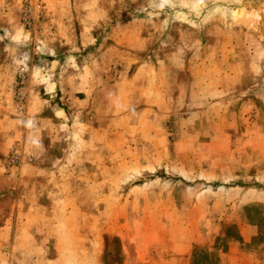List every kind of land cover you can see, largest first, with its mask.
<instances>
[{
    "label": "crops",
    "instance_id": "crops-1",
    "mask_svg": "<svg viewBox=\"0 0 264 264\" xmlns=\"http://www.w3.org/2000/svg\"><path fill=\"white\" fill-rule=\"evenodd\" d=\"M48 2L55 30L38 45L21 128L25 146L39 151L31 152V163L26 152L11 175L41 191L11 202L0 224V264H105L102 214L85 206H120L138 194L151 204L158 189L172 185L185 189L180 220L195 224L147 234L116 227L127 248L126 264H195L196 258L212 259V254L220 264H264V212L256 221L253 214L238 218L237 230L221 228L224 217L216 212L221 197L214 188L209 197L194 196L183 182L145 179L157 171L174 172L195 180L201 190L205 183L234 181L228 186L243 194L240 204L264 205L262 46L253 58L249 37V53L239 54L235 36L214 31V22L205 19L203 24L173 22L162 38L160 21L118 19L125 7L118 8L117 0ZM15 18L0 29L18 40L14 50H19L29 33ZM177 27L189 31L177 34ZM16 58L24 62V55ZM251 59L258 69L248 63L246 71ZM244 76L253 78L247 91ZM233 111L252 123L251 132L240 131L243 124L237 123L235 132H228ZM168 123L175 129L172 143ZM209 124L213 131L205 130ZM11 132H2L0 158H6ZM46 141L67 145L51 158ZM141 177L143 182L133 183ZM172 194L167 193L169 200ZM254 242L259 247H252Z\"/></svg>",
    "mask_w": 264,
    "mask_h": 264
},
{
    "label": "rangeland",
    "instance_id": "rangeland-1",
    "mask_svg": "<svg viewBox=\"0 0 264 264\" xmlns=\"http://www.w3.org/2000/svg\"><path fill=\"white\" fill-rule=\"evenodd\" d=\"M130 1L133 0H117L118 8L122 7L125 9L122 12H117V18L126 20V19H155L156 21L162 22L163 29H159L162 32L161 37L165 38L167 33H169L171 24L173 22L185 21L187 19L184 13L177 11L180 7L193 8L196 9L198 4L209 0H138L139 5L143 7H138L136 9L135 4H131ZM137 1V0H136ZM48 2V0H47ZM49 9V17L42 23V29H30L24 27L21 16V0H0V26L3 27V24H13L16 19L15 16L18 15V19L23 28L29 33L24 44V47H19V50H14V46L18 41L16 38H13L11 34L10 37L8 33H5L0 29V137L4 135L5 129L8 131H12L8 138L11 140L8 141L9 150L6 152V158H0V224L6 218L9 212L13 207L14 199L22 197L24 195H36V186H27L22 185L20 175L16 177L11 176L20 164L24 161L25 154L27 152L26 159L31 163L35 160L32 153H37L39 148L37 147H26L24 142V135L22 131L23 121L22 119L25 117L27 113L29 99L31 90H33V75L31 74V69L34 68V64L37 63V56L39 52V44H41L44 37H47L51 30H55L54 25V13L48 2ZM11 13H8V12ZM205 20L214 22L217 26L214 28V31L224 32L227 36V32H230V36H235L237 43V53L239 54H247L249 53V44L247 43V38H251V53L253 58L255 55L259 53L260 48L259 44L262 46V55L264 54V25L263 19L260 15L254 12H244L239 16L232 15L230 17H225L217 12H213L206 16ZM169 24V25H168ZM168 25V26H167ZM189 30L185 27H177L175 28V32L180 34L181 32H188ZM219 35H223L219 33ZM242 41H241V39ZM243 39L246 42V45L243 46ZM18 48V45H17ZM257 52V53H256ZM20 53L24 55V62H19L17 60L16 55ZM36 56V58H35ZM250 63L253 65V68L257 67V62L254 59H251V62H246V71H248L247 64ZM264 64V60L262 62V66ZM20 72H23V76L20 77ZM245 82V91H247V87L253 83V78L244 76ZM262 89H264V81H262ZM22 89L25 93V98L21 102L19 99L18 91ZM259 90V87L256 89ZM264 98H262L263 102ZM62 101V100H61ZM264 103V102H263ZM67 104V103H66ZM66 106V105H65ZM65 106L61 105L63 110L67 112ZM233 110L235 108H232ZM67 115L63 118L67 119ZM244 118H241L240 115L233 111L230 118L229 123L232 126H228V132H235L234 125L237 123L243 127L240 131L251 132L253 129L252 123L246 121ZM21 121H20V120ZM16 122V126H15ZM249 123L247 130L245 125ZM68 126V123L65 122L64 127ZM70 127V125H69ZM205 130L213 131L214 126L211 124L205 125ZM71 129V127H70ZM166 134L170 137L169 140L171 143L172 138L175 133L174 126L168 123L166 125ZM62 133H69L70 130L61 129ZM3 132V135H2ZM7 135H5L6 137ZM235 142L233 141V144ZM66 141L50 143L46 141V145H44L50 157L52 158L55 152L60 151L61 149L66 148ZM41 147V148H44ZM12 151H17L20 155V160L18 164L15 166L9 167L7 165L8 157ZM29 153V155H28ZM1 156V155H0ZM110 158V157H109ZM161 179L163 181L168 182H183L188 189L192 188V191L196 194L194 196L202 195L203 197H209L210 192L212 194V190L214 188V192H220L221 204L216 208V212L220 213V216L224 218L220 221V227L223 228L225 225L230 230H237V221L238 218L251 216L253 214V221H256L261 212H264V205L260 207H249L247 205H242L239 203L240 200L243 199V194L238 191L234 192L231 190L230 186L233 185L234 181H231L227 184V186H223L224 184H219L218 182L214 184H204V188L201 190L196 187L197 182L195 180H187L184 179L181 174L174 172H165V171H157L152 173V175H146L145 179ZM23 181V180H22ZM144 179H137L133 183L143 182ZM247 185L246 182L243 183ZM264 185V184H263ZM176 186V187H175ZM157 189V188H156ZM185 190V189H184ZM183 189H179L177 185H172L170 189H158L159 196H156L153 199L151 204H146L145 200L142 198L141 194L133 195L129 199H125L123 205H97V206H85L86 208L92 207V213L102 214L103 219L98 222L100 224L99 229H103V234H106L105 238H102V244L104 241L106 242V249L103 254V259L105 264H126L127 263V255L125 243L122 241L123 238L115 235L116 227L123 229L125 232H137L138 234H147L149 231H152L156 228L157 230H165V231H181L183 225L187 224L189 227L195 224L194 221H181L178 214L180 211H184L183 205L181 203V193L184 191ZM41 191L38 189L37 193ZM114 191V190H113ZM129 192V190H126ZM202 191V192H201ZM157 192V190H156ZM173 193L172 196L174 199L169 200L167 193ZM203 193V194H201ZM165 194V195H164ZM209 194V195H208ZM139 198V199H138ZM195 198V197H194ZM232 199L233 202L229 205L223 204L222 200ZM187 201V200H186ZM184 200L183 203H186ZM253 205V204H252ZM192 205V207H194ZM190 208V205L188 206ZM107 211V214L103 212ZM149 216L150 220H147ZM258 221V220H257ZM202 222V221H201ZM206 223V222H204ZM262 226H264V220L261 222ZM222 230V229H221ZM111 234V235H110ZM259 243L254 242L252 247H259ZM264 247V246H263ZM262 247V248H263ZM222 262L221 258L212 254V259L205 257L203 259L196 258L195 264H220Z\"/></svg>",
    "mask_w": 264,
    "mask_h": 264
},
{
    "label": "water",
    "instance_id": "water-1",
    "mask_svg": "<svg viewBox=\"0 0 264 264\" xmlns=\"http://www.w3.org/2000/svg\"><path fill=\"white\" fill-rule=\"evenodd\" d=\"M254 12L261 16L264 25V0H209L198 4L196 9L180 7L177 11L184 13L187 19L198 24H203L207 15L217 12L218 14L230 17L237 13Z\"/></svg>",
    "mask_w": 264,
    "mask_h": 264
},
{
    "label": "built area",
    "instance_id": "built-area-1",
    "mask_svg": "<svg viewBox=\"0 0 264 264\" xmlns=\"http://www.w3.org/2000/svg\"><path fill=\"white\" fill-rule=\"evenodd\" d=\"M49 13L47 0H21V21L28 30L42 29V23L49 17ZM23 74L20 72V77ZM18 95L22 102L25 98L24 90L20 89ZM8 158L7 165L12 167L18 164L20 155L17 151H12Z\"/></svg>",
    "mask_w": 264,
    "mask_h": 264
},
{
    "label": "bare ground",
    "instance_id": "bare-ground-1",
    "mask_svg": "<svg viewBox=\"0 0 264 264\" xmlns=\"http://www.w3.org/2000/svg\"><path fill=\"white\" fill-rule=\"evenodd\" d=\"M233 12H235V13H237L238 11L237 10H235V11H233ZM242 13H237L236 14V16H239V15H241ZM259 15V14H258ZM205 19V18H204Z\"/></svg>",
    "mask_w": 264,
    "mask_h": 264
}]
</instances>
